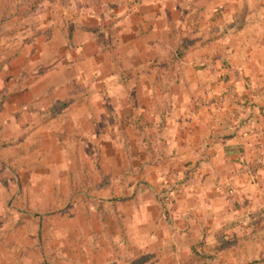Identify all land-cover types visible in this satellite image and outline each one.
Listing matches in <instances>:
<instances>
[{"label":"crops","instance_id":"crops-1","mask_svg":"<svg viewBox=\"0 0 264 264\" xmlns=\"http://www.w3.org/2000/svg\"><path fill=\"white\" fill-rule=\"evenodd\" d=\"M9 7L12 19L0 22L1 147L91 144L115 169L143 172L145 200L162 196L167 217L202 238L264 207V167L256 181L247 175L264 161V0Z\"/></svg>","mask_w":264,"mask_h":264},{"label":"rangeland","instance_id":"rangeland-1","mask_svg":"<svg viewBox=\"0 0 264 264\" xmlns=\"http://www.w3.org/2000/svg\"><path fill=\"white\" fill-rule=\"evenodd\" d=\"M8 1L17 3L0 0V22L14 15L5 8ZM26 14L34 19L33 12ZM27 31L31 36L36 30ZM8 37L2 36L3 44ZM36 143L20 150L0 146V264H127L141 255L150 264H264V225L262 238L213 254L211 235L192 234L167 217L168 200H145L150 191L143 172L115 169L114 158H99L91 144L78 140ZM263 163L249 169L256 173L248 181L262 175Z\"/></svg>","mask_w":264,"mask_h":264},{"label":"trees","instance_id":"trees-1","mask_svg":"<svg viewBox=\"0 0 264 264\" xmlns=\"http://www.w3.org/2000/svg\"><path fill=\"white\" fill-rule=\"evenodd\" d=\"M185 54L183 46L179 47L176 51V60H180ZM237 221L227 222L223 227L217 231L211 233L212 236V248L213 254H220L232 248L235 243L251 240L254 238H262L261 227L264 225V207L257 210H250L246 215H241ZM203 242H198L197 245L200 247ZM195 254V253H194ZM198 260H203L199 254H195ZM203 255V254H202ZM147 255H141L140 258L127 264H150L145 262ZM151 257V256H149ZM204 258L211 259L212 257L206 254ZM194 260H189L183 264H193ZM181 264V263H180Z\"/></svg>","mask_w":264,"mask_h":264},{"label":"built area","instance_id":"built-area-1","mask_svg":"<svg viewBox=\"0 0 264 264\" xmlns=\"http://www.w3.org/2000/svg\"><path fill=\"white\" fill-rule=\"evenodd\" d=\"M260 164H261V161L258 160L257 163H256V165L259 166ZM258 166H257V167H258ZM256 169H257V168H256ZM255 173H256V172L251 171V170H248V171H247V175L250 176V177H254Z\"/></svg>","mask_w":264,"mask_h":264}]
</instances>
